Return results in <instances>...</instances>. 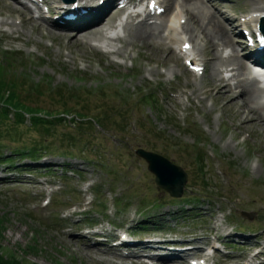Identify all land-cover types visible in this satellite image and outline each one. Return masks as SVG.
Instances as JSON below:
<instances>
[{
  "label": "rangeland",
  "instance_id": "374dc122",
  "mask_svg": "<svg viewBox=\"0 0 264 264\" xmlns=\"http://www.w3.org/2000/svg\"><path fill=\"white\" fill-rule=\"evenodd\" d=\"M253 2L264 7V0L223 5L207 0V5L242 15ZM13 6L10 0H0V19L14 24L0 28V54H21L3 75L24 74L30 83L42 84L44 94L27 101L44 110L64 107L47 93L51 88L77 89L83 93L85 113H103L108 123L81 130H70L66 122L46 130L28 125L27 117L22 124L0 123V153L34 148L41 155L35 161L0 156V242L5 253L30 264H134L127 257H114L106 246L90 248L72 233L100 223L108 234L115 235L112 224L122 230L139 225L137 237L206 245L208 253L215 249L207 264H240L251 259L254 247L263 248L264 255V128L240 126L235 108L223 110L227 100L213 102L210 48L202 54L207 62L199 86L200 79L190 74L182 58L169 56L163 62L167 51L155 44L135 42L130 48L122 40L117 47L127 48L125 57L107 53L94 42L68 47L62 33L37 25ZM116 17L117 12L111 19ZM231 26L228 34L239 43L242 56L243 39ZM0 66L4 68L1 61ZM194 88L197 92L191 95ZM137 148L162 155L187 173L181 197L172 198L155 185L146 162L135 154ZM198 157L204 160L205 172L197 170ZM96 184H104L100 195L93 189L82 191ZM47 197L50 203L43 206L41 200ZM241 210L255 216L243 218ZM202 253L192 250L184 258ZM168 259L167 264H179L174 256ZM154 262L150 264H160Z\"/></svg>",
  "mask_w": 264,
  "mask_h": 264
},
{
  "label": "bare ground",
  "instance_id": "6f19581e",
  "mask_svg": "<svg viewBox=\"0 0 264 264\" xmlns=\"http://www.w3.org/2000/svg\"><path fill=\"white\" fill-rule=\"evenodd\" d=\"M162 1L167 6L165 13L171 9L173 10L165 20L164 14H161L159 17L151 16V18L149 15H146L138 21H136L135 16L130 15L123 24L120 21L119 24H116L118 19H111L112 16L104 14L103 10L96 6L97 3L95 5L88 4L89 9H87L83 1H80L79 5H84L81 10H86V12L77 21L72 23V28L57 29L46 24L43 18H39L40 21H37V25L43 23L46 29H49L48 27L57 29V33H62L68 39L66 44L68 47L76 43H81L83 46H86L94 42V45L92 44L93 46L101 48L108 53L121 54L123 57L127 56V48L120 50L121 46L117 47V43L122 40L127 41L130 48L134 47L135 42H139L141 46L147 47L155 44V46L167 51V56L163 62L168 61L169 56L180 58L182 55H185V59L187 58L190 65L196 66L201 65L205 61L202 58V54H205V51L210 48L212 55L209 61L211 64L210 77L213 83L212 88L216 92L212 99L213 102L219 99L227 100L223 105V110L235 108L241 121L240 126H261L264 128V86L258 85L257 75L251 73L247 51L243 52L242 56H239L237 49L239 43L228 34L230 28L227 25L235 27L234 20L231 17H226L227 13L224 11L222 12L216 7L208 6L207 0ZM58 2L60 4L65 3L59 0ZM258 5L259 3L257 2L252 3L254 7L246 15L247 21L251 20L256 22L259 16L264 15V7ZM14 12L16 11H11V13ZM221 15H224L221 18L222 20L219 18ZM97 16L99 19H95ZM149 19H155L159 22H148ZM0 23L14 26V24L11 25L12 22L6 19H1ZM118 25L122 27V36L112 38L106 35L111 28L113 30L109 33L113 32ZM32 26L33 23L31 24V30H33ZM199 40L203 42L202 48L199 47ZM227 48H229V51H226ZM181 50L184 51L183 54H180ZM200 51L201 53L199 54ZM227 66H231V68L223 71L222 67ZM223 72H231V74L225 76L226 74H223ZM202 77H199V86L202 85ZM196 92L197 89L194 88L191 94L195 95ZM206 93L209 94V91ZM78 237L80 238L81 236L78 235ZM168 244H161L162 246L159 247L165 248ZM139 246L143 245L132 248H138ZM187 252L185 251L183 254H187ZM134 254L131 253L130 255ZM175 254V251H167L158 260L160 264H167L169 261L168 258L171 256L175 257ZM177 261L180 260L178 259Z\"/></svg>",
  "mask_w": 264,
  "mask_h": 264
},
{
  "label": "trees",
  "instance_id": "16d2710c",
  "mask_svg": "<svg viewBox=\"0 0 264 264\" xmlns=\"http://www.w3.org/2000/svg\"><path fill=\"white\" fill-rule=\"evenodd\" d=\"M21 53L3 51L0 54L2 60L1 63L4 68L0 66V121L8 119V113L12 112L15 121L22 123L25 119V115L30 116V126H42V127H51L56 123L61 122L63 119L57 117L59 113H71L72 111L80 119V122L77 123L78 126H91L92 121H96L100 127H105L108 123L107 117H100L96 114H87L85 113L86 107L81 104L83 100V93H78L79 90L68 89L67 87L51 88L47 93L57 96L58 102H61L64 107L60 110H44L39 107H32L28 103V99L34 97V94H44V91L40 90L42 84H32L28 80L29 77L23 75H17L16 78L12 76H5L3 73L5 71H10V63L13 60H18ZM19 67V66H18ZM28 88H32L28 90ZM62 89V91H60ZM81 92V91H80ZM53 96V100H54ZM57 102V101H56ZM73 102L72 105L68 103ZM61 111V112H60ZM1 123V122H0ZM10 155H17L20 157L34 159L36 158V150H24V149H11ZM1 155V153H0ZM7 158V157H6ZM197 168L199 171L205 169L203 158H196ZM0 219V240L2 236V222ZM3 250V247L0 242V264H30L25 259L17 258L8 254Z\"/></svg>",
  "mask_w": 264,
  "mask_h": 264
},
{
  "label": "water",
  "instance_id": "95a60500",
  "mask_svg": "<svg viewBox=\"0 0 264 264\" xmlns=\"http://www.w3.org/2000/svg\"><path fill=\"white\" fill-rule=\"evenodd\" d=\"M135 153L147 162L148 170L155 174L154 181L158 187L167 191L170 196L180 197L182 195L187 175L181 167L172 164L159 154L141 148ZM241 215L252 219L255 214L241 211Z\"/></svg>",
  "mask_w": 264,
  "mask_h": 264
},
{
  "label": "snow or ice",
  "instance_id": "6c2138e0",
  "mask_svg": "<svg viewBox=\"0 0 264 264\" xmlns=\"http://www.w3.org/2000/svg\"><path fill=\"white\" fill-rule=\"evenodd\" d=\"M185 47H187V46H185Z\"/></svg>",
  "mask_w": 264,
  "mask_h": 264
}]
</instances>
